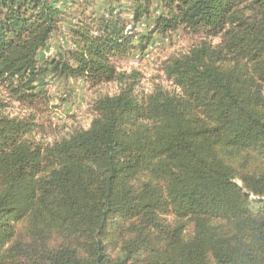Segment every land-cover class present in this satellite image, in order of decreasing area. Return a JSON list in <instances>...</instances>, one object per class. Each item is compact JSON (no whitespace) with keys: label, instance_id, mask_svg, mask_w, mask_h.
Here are the masks:
<instances>
[{"label":"trees","instance_id":"obj_1","mask_svg":"<svg viewBox=\"0 0 264 264\" xmlns=\"http://www.w3.org/2000/svg\"><path fill=\"white\" fill-rule=\"evenodd\" d=\"M126 1L131 21L86 1L71 48L40 61L68 12L0 0V264H264V0H159L138 44L127 27L154 0ZM180 27L203 38L165 60L170 87L139 92L115 60ZM49 74L118 90L91 100L89 127L43 141L37 113L7 107L49 100Z\"/></svg>","mask_w":264,"mask_h":264},{"label":"rangeland","instance_id":"obj_2","mask_svg":"<svg viewBox=\"0 0 264 264\" xmlns=\"http://www.w3.org/2000/svg\"><path fill=\"white\" fill-rule=\"evenodd\" d=\"M86 1L89 4V12L93 9L97 12L104 11V0H56L57 5L68 12V19L60 22L58 29L51 35L46 45L39 50L40 61L71 48V27L76 22L77 10H82ZM116 1L118 4L126 6L123 7V16L131 21L132 14L127 9V1ZM162 12V4L159 0H154L151 16L142 19L137 24L130 23L128 25L129 33H137L135 44L139 43L140 35H145L154 28L155 21ZM202 38L199 34L189 32L182 27L166 35L156 32L144 49L137 46L128 56L116 59L115 64L120 70L136 69L142 73L141 84L138 87L139 92H149L157 83L170 87L171 82L165 78L162 70L165 60L172 55L189 50ZM211 41L218 43L220 37L211 39ZM40 84V89H43L42 97L49 96V100L38 99L33 107L29 108L16 101H9L7 111L12 115L19 116L37 113L38 120H36L34 135L43 141H51L55 137L65 135L76 126L89 127L94 116L90 110L91 100L97 94H114L118 90V85L115 82L95 87L81 78L64 79L53 74L42 79Z\"/></svg>","mask_w":264,"mask_h":264}]
</instances>
